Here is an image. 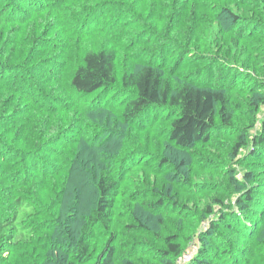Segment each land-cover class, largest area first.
Masks as SVG:
<instances>
[{
    "label": "rangeland",
    "instance_id": "obj_1",
    "mask_svg": "<svg viewBox=\"0 0 264 264\" xmlns=\"http://www.w3.org/2000/svg\"><path fill=\"white\" fill-rule=\"evenodd\" d=\"M106 1L56 0V10L47 7L13 23L0 16V80L23 78L19 69L24 66L25 80L37 89L20 96L0 81V216L10 208L18 179L43 176L49 178L45 189L34 182L26 192L39 213L55 212L52 205L63 200L64 191L84 198L82 211L94 199V181L104 166L120 186L110 229H96V253L102 248L97 240L112 232L115 264H264V144L253 143L264 133V0ZM104 45L117 51L116 84L76 95L69 84L74 67L85 51ZM150 63L172 84L193 81L225 92L231 125L223 126L219 118L207 142L183 148L168 137L176 108L152 107L124 121L121 104L132 89L121 83L123 72ZM74 95L79 103H57ZM39 101L44 108H37ZM50 131L54 148L28 159V168L15 177L10 147L21 152L20 163L23 150ZM246 190L254 198L247 212L241 207ZM239 197L244 198L240 204ZM59 216L66 222L67 215ZM40 221L37 217L28 225L37 227ZM212 223L218 225L214 230ZM51 226L35 231L33 241L38 235L51 240ZM167 238L182 246L179 257L164 255ZM33 241H21L12 257L28 255L29 264L39 253L52 258L53 251L39 252ZM67 245L60 250L66 255Z\"/></svg>",
    "mask_w": 264,
    "mask_h": 264
},
{
    "label": "trees",
    "instance_id": "obj_2",
    "mask_svg": "<svg viewBox=\"0 0 264 264\" xmlns=\"http://www.w3.org/2000/svg\"><path fill=\"white\" fill-rule=\"evenodd\" d=\"M4 2L1 5L0 16L6 23H13L15 21L29 20L33 14L41 13L44 8H52L56 10V0H0ZM111 1V0H108ZM106 1V2H108ZM98 2V1H97ZM96 4V3H95ZM94 4V5H95ZM92 6L87 8L90 10ZM9 13L6 16V14ZM234 16V15H232ZM235 20H238V16H234ZM39 45V40L36 42ZM36 46L34 50H36ZM40 54V53H39ZM117 51L110 46L104 45L99 48H94L85 51L81 62L74 67L69 79L74 93L76 95H91L95 92L109 89L112 85L116 84L117 78ZM51 67V65H48ZM20 73L23 78H16L15 81L5 83L7 87L14 94L21 96L22 93H27L35 88L30 87L29 83L25 80L23 73L26 71L24 66L20 67ZM123 85L132 89L131 96L124 102H122V109L120 115L124 121L130 122L144 115L148 109L159 106H170L176 108V116L171 120L169 125L168 137L176 145L183 148H188L196 142H207L209 134L216 124L217 119L222 120L223 126H230L233 119L232 112H230V98L225 92L219 91L214 88L199 86L193 81L180 80L172 84L171 81L165 77L163 70L159 67H155L154 64H143L140 67H132L126 69L122 75ZM75 96V95H74ZM36 99L40 97L34 96ZM76 99L67 96L65 99L59 97V105L65 104L69 106L73 104V100L78 102L80 96H75ZM49 103L53 101L49 100ZM32 104V103H31ZM44 101L37 102V108H44ZM4 117V116H3ZM13 126V124H11ZM264 127V124H263ZM58 136V135H57ZM57 136L55 138H57ZM52 134L49 132L48 136L45 134L39 136L36 144L28 146V150H23L22 160L20 163H16V156L21 152L14 147H10V151L13 150L12 156L8 161L15 159L17 169L15 177L19 173L28 168V159L39 155L42 152L48 151L50 147H53L55 143H51ZM32 141L33 139H29ZM253 143L258 145L264 144V133L256 135ZM7 144V143H6ZM57 144V142H56ZM55 144V145H56ZM245 143V140L240 141L235 147L237 153ZM54 148V147H53ZM15 149V150H14ZM6 155L7 151H4ZM4 157L3 166L7 164ZM27 161V162H26ZM1 162V161H0ZM5 169H8L6 167ZM8 170H5V172ZM112 169L102 166L100 172L96 176L94 181V199L84 206L81 211L80 202L84 201L82 196L78 195V192L65 191L62 193L63 200L54 203L52 207L56 209L53 213H48L47 210L41 214L36 209V205H32L29 199L26 197L28 187L37 182L39 188L45 189L49 184L47 181L49 178L33 177L32 181L26 182L25 179L22 183L19 179L14 185V191L16 193L12 195V202L7 213L0 216V260H4V264L10 262H16V264H29L28 255L13 256L15 248L18 247L21 241L28 244L34 240L32 235L37 230H46L47 225H53L48 228V233L52 235V239L49 241L39 238L40 235L33 241L34 247L39 252L49 249L52 252V258H45L41 253L37 255L36 259L31 256L35 264L60 262V264H84L90 261H94L95 264H115L114 254L116 251L115 235L111 232L108 239L97 240L102 243L100 252L96 253L92 247L93 241L97 238L98 232L96 231L98 226L105 227L109 230L111 227L112 217L114 216L115 199L118 193V187L120 186V180L116 178ZM10 173L6 176L9 177ZM249 178V176H247ZM35 178V179H34ZM14 182V181H12ZM73 188V187H72ZM32 190V187H31ZM30 191V190H29ZM39 191H41L39 189ZM66 193V195H65ZM75 197L74 202L71 197ZM79 197L81 200L79 201ZM244 198L247 203L241 204L244 211L250 210L249 204L253 201V191L246 190ZM244 198L238 200V204L242 203ZM79 202H78V201ZM163 199L159 203H162ZM45 206V205H44ZM61 208V211H57V208ZM51 206L49 207L50 210ZM211 208L208 207V212H211ZM41 211V210H39ZM62 211H65L66 214ZM213 211V210H212ZM70 213V216L68 215ZM59 214L67 215L66 222L62 221ZM40 218V223L37 227L35 225H28V222L34 218ZM223 219V218H222ZM52 223V224H51ZM60 226L56 228L54 224ZM53 227V228H52ZM213 230L218 227L216 223H212ZM50 231V232H49ZM107 237V236H106ZM64 243H63V241ZM171 238H167L168 249L164 250V255L177 258L182 253V246L178 243L170 242ZM8 244L10 246H8ZM70 245L69 253L60 252L62 245ZM67 245V247H68ZM67 250V249H66ZM59 252V255L54 254ZM5 256V257H4ZM168 264H174L170 262Z\"/></svg>",
    "mask_w": 264,
    "mask_h": 264
}]
</instances>
